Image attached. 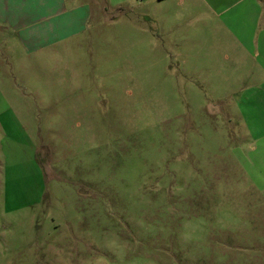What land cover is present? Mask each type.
Wrapping results in <instances>:
<instances>
[{"label": "rangeland", "instance_id": "1", "mask_svg": "<svg viewBox=\"0 0 264 264\" xmlns=\"http://www.w3.org/2000/svg\"><path fill=\"white\" fill-rule=\"evenodd\" d=\"M123 19L0 51V264H264L262 78L204 83L181 35Z\"/></svg>", "mask_w": 264, "mask_h": 264}, {"label": "crops", "instance_id": "2", "mask_svg": "<svg viewBox=\"0 0 264 264\" xmlns=\"http://www.w3.org/2000/svg\"><path fill=\"white\" fill-rule=\"evenodd\" d=\"M141 16L155 24L158 19L168 34L181 35L175 41L188 44L185 58L197 50L198 65L206 69L201 72L204 83L261 77L263 84L253 93L260 102L264 99L263 0H0V51L20 50L16 62L22 66L46 58L50 62L72 49L95 18L99 24L133 18L137 23L127 32H139ZM121 23L119 35L126 21ZM9 60L0 63L6 66Z\"/></svg>", "mask_w": 264, "mask_h": 264}, {"label": "clouds", "instance_id": "3", "mask_svg": "<svg viewBox=\"0 0 264 264\" xmlns=\"http://www.w3.org/2000/svg\"><path fill=\"white\" fill-rule=\"evenodd\" d=\"M223 215H227V213H224ZM202 223L203 221L193 222L192 227L198 228L201 226ZM120 251H121V258H123L124 250L121 248ZM130 264H140V261L133 260L130 262Z\"/></svg>", "mask_w": 264, "mask_h": 264}]
</instances>
